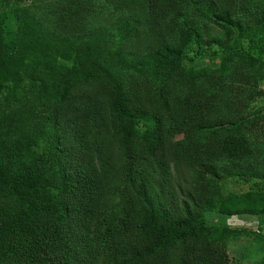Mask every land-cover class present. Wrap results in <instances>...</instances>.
I'll return each instance as SVG.
<instances>
[{
  "label": "trees",
  "instance_id": "16d2710c",
  "mask_svg": "<svg viewBox=\"0 0 264 264\" xmlns=\"http://www.w3.org/2000/svg\"><path fill=\"white\" fill-rule=\"evenodd\" d=\"M36 1L12 46L0 25V264H227L210 178L257 153L235 85L259 71L183 62L239 0Z\"/></svg>",
  "mask_w": 264,
  "mask_h": 264
},
{
  "label": "rangeland",
  "instance_id": "374dc122",
  "mask_svg": "<svg viewBox=\"0 0 264 264\" xmlns=\"http://www.w3.org/2000/svg\"><path fill=\"white\" fill-rule=\"evenodd\" d=\"M239 2L236 22L242 29L231 23L219 26L207 22L195 35L199 40L195 38L184 48L186 58L183 66L186 70L225 73L234 66V61H238V58H231L240 53L244 61L243 69H254L264 74V0ZM15 7L33 8L40 14L45 9L36 0H0V25L10 46L18 32ZM222 46L228 52L222 50ZM259 73L255 76L256 80L249 84L235 85L237 117L242 115L246 123L237 135L245 136L257 153L240 164L238 169L232 171L227 164L219 175L210 178L215 194L213 205L206 212L209 224L214 229H220L216 233L218 236L222 235L221 229L237 233L226 240L227 264H264V214H227V211L235 210L264 211V78ZM252 94H255L254 98ZM232 133H236L234 129L220 132L223 136ZM222 209L224 212L220 211Z\"/></svg>",
  "mask_w": 264,
  "mask_h": 264
}]
</instances>
